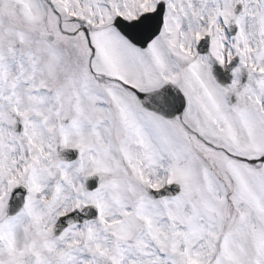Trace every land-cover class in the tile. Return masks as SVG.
I'll return each mask as SVG.
<instances>
[{"label":"snow or ice","instance_id":"6c2138e0","mask_svg":"<svg viewBox=\"0 0 264 264\" xmlns=\"http://www.w3.org/2000/svg\"><path fill=\"white\" fill-rule=\"evenodd\" d=\"M0 264H264V0H0Z\"/></svg>","mask_w":264,"mask_h":264}]
</instances>
